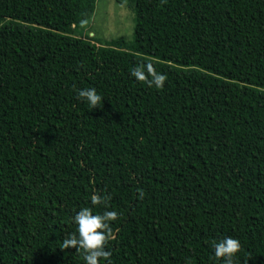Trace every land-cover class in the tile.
Listing matches in <instances>:
<instances>
[{"label": "trees", "instance_id": "obj_1", "mask_svg": "<svg viewBox=\"0 0 264 264\" xmlns=\"http://www.w3.org/2000/svg\"><path fill=\"white\" fill-rule=\"evenodd\" d=\"M95 8L0 0V264H86L82 207L119 213L106 264H223L224 236L264 264V0H135L130 40L83 36Z\"/></svg>", "mask_w": 264, "mask_h": 264}, {"label": "clouds", "instance_id": "obj_2", "mask_svg": "<svg viewBox=\"0 0 264 264\" xmlns=\"http://www.w3.org/2000/svg\"><path fill=\"white\" fill-rule=\"evenodd\" d=\"M97 3V0H96ZM96 9V8H95ZM95 12V11H94ZM138 80L149 78L148 83L156 88H162L166 80V73L157 71L150 62H144L130 69ZM80 97L87 98L93 107L100 104L103 97L95 88H83L78 92ZM93 203L101 201L99 194H92ZM119 213L115 209H105L103 212H93L89 207L80 208L75 216L76 231L68 233L62 240V248L74 246L77 251L83 250L86 264H106V258L112 253L105 247L106 242L113 236L111 222L115 221ZM214 255L223 258V264H235L236 255L241 249L239 238L224 236L213 245Z\"/></svg>", "mask_w": 264, "mask_h": 264}, {"label": "rangeland", "instance_id": "obj_3", "mask_svg": "<svg viewBox=\"0 0 264 264\" xmlns=\"http://www.w3.org/2000/svg\"><path fill=\"white\" fill-rule=\"evenodd\" d=\"M135 0H97L90 20L81 28L82 35L96 36L103 41L123 36L133 38L135 27Z\"/></svg>", "mask_w": 264, "mask_h": 264}]
</instances>
